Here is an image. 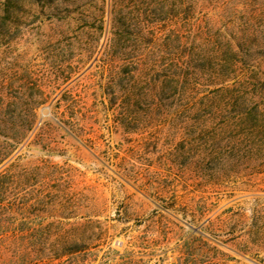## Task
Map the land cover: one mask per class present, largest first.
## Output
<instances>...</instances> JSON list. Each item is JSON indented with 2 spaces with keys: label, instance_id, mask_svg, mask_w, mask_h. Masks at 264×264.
<instances>
[{
  "label": "rangeland",
  "instance_id": "1",
  "mask_svg": "<svg viewBox=\"0 0 264 264\" xmlns=\"http://www.w3.org/2000/svg\"><path fill=\"white\" fill-rule=\"evenodd\" d=\"M0 93V264H264V0H0Z\"/></svg>",
  "mask_w": 264,
  "mask_h": 264
},
{
  "label": "trees",
  "instance_id": "2",
  "mask_svg": "<svg viewBox=\"0 0 264 264\" xmlns=\"http://www.w3.org/2000/svg\"><path fill=\"white\" fill-rule=\"evenodd\" d=\"M12 2V0H3V4L9 5ZM3 95L0 93V115L5 114V111L7 109V105H4ZM19 132L14 131V124L9 123V121L5 119H0V138L9 139L15 142V140L18 138ZM0 143H3L0 141ZM0 165L3 163V161L9 156V154L12 153L14 150L13 147H10V149L7 150V147H2V144H0ZM6 150V151H5Z\"/></svg>",
  "mask_w": 264,
  "mask_h": 264
}]
</instances>
